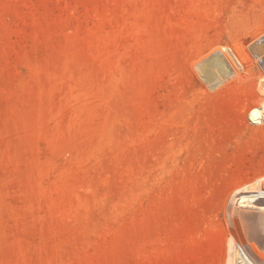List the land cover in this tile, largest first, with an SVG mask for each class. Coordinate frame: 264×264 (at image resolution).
I'll return each mask as SVG.
<instances>
[{"label":"rangeland","instance_id":"374dc122","mask_svg":"<svg viewBox=\"0 0 264 264\" xmlns=\"http://www.w3.org/2000/svg\"><path fill=\"white\" fill-rule=\"evenodd\" d=\"M263 33L264 0H0V264H264V82L192 66Z\"/></svg>","mask_w":264,"mask_h":264},{"label":"bare ground","instance_id":"6f19581e","mask_svg":"<svg viewBox=\"0 0 264 264\" xmlns=\"http://www.w3.org/2000/svg\"><path fill=\"white\" fill-rule=\"evenodd\" d=\"M246 48L248 52L246 51L247 54L245 55L240 49L230 50L227 47L218 45L195 60L192 64L193 69L208 90L217 91L230 83L245 82L243 75L253 61L259 70L260 79L264 82V33L252 40ZM247 116L252 124L264 126V95H259L254 105L249 108ZM239 188L236 195L238 196L237 202H239V206L247 205L255 209L261 216H264V205H262L264 202V174L242 184ZM227 216L232 225H238L237 218L240 215L236 207L228 210ZM260 228L264 232V218ZM235 245L232 242L229 243V260L231 264ZM237 245L241 246L244 255L251 264H257L254 257L255 249L252 247L247 249L245 247L246 243H237Z\"/></svg>","mask_w":264,"mask_h":264}]
</instances>
